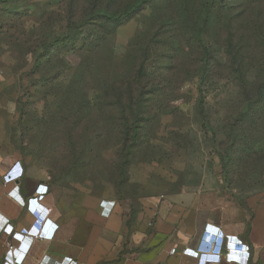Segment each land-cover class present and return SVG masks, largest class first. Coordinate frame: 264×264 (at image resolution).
Instances as JSON below:
<instances>
[{"label": "rangeland", "instance_id": "rangeland-1", "mask_svg": "<svg viewBox=\"0 0 264 264\" xmlns=\"http://www.w3.org/2000/svg\"><path fill=\"white\" fill-rule=\"evenodd\" d=\"M147 55L125 148L109 89ZM262 83L264 0H0V155L59 188L136 205L177 173L226 198L264 191Z\"/></svg>", "mask_w": 264, "mask_h": 264}, {"label": "crops", "instance_id": "crops-1", "mask_svg": "<svg viewBox=\"0 0 264 264\" xmlns=\"http://www.w3.org/2000/svg\"><path fill=\"white\" fill-rule=\"evenodd\" d=\"M4 147L0 140V153L6 154ZM174 176L132 205L59 188L23 160L0 155V264H240L226 259L228 235L249 246L250 264H264V191L226 198L221 189L186 186L179 179L183 174ZM45 185L47 193L38 192ZM34 214L41 217L38 223ZM52 222L57 230L49 237ZM6 223L12 235L2 231ZM25 228L47 238L25 236L30 247L20 262L23 235L14 230ZM9 242L19 249L9 252Z\"/></svg>", "mask_w": 264, "mask_h": 264}, {"label": "trees", "instance_id": "trees-1", "mask_svg": "<svg viewBox=\"0 0 264 264\" xmlns=\"http://www.w3.org/2000/svg\"><path fill=\"white\" fill-rule=\"evenodd\" d=\"M138 9L139 7L137 6L127 9L122 13L104 12L103 17L104 20H112L113 22H118L125 18H132V16L138 12ZM68 40L69 39L61 38L55 41L54 45L56 50L59 49V45L61 43L67 44ZM74 41L79 42L78 40H74ZM92 42L93 41H91L89 44H92ZM72 44L74 46L76 45L75 43ZM209 60H210L209 56L205 58V64H204L205 68H208ZM148 61H149V57L147 55L144 64H142L141 72L138 73L133 72L131 73L130 78H124V82L122 86L118 89V91L114 89L113 90L109 89V91L112 93L111 96L113 99L112 105L119 106L121 108V115H122L121 118L124 122L122 126H123V133L125 135V148L130 146H136L138 144L136 140L139 139V135H140L139 130L143 128V127H139L138 122L139 121L142 122V119H144L143 115L139 114L141 111L140 108L142 106L140 97L142 96V93L145 92V89L148 86L143 82V79L147 76L146 63ZM137 94H140L141 96ZM263 94H264V83H262L259 87L258 96L262 98ZM133 124H135L134 127ZM130 141H132L131 144H129Z\"/></svg>", "mask_w": 264, "mask_h": 264}, {"label": "built area", "instance_id": "built-area-1", "mask_svg": "<svg viewBox=\"0 0 264 264\" xmlns=\"http://www.w3.org/2000/svg\"><path fill=\"white\" fill-rule=\"evenodd\" d=\"M47 191H48V186L47 185H45L44 187H41L40 188V186H39V188H38V192H40L41 194H44V193H47ZM47 210L48 211H51V208H49V207H47ZM112 212V209H109V212L108 213H111ZM8 225V223H6V225L3 227V230L2 231H5L6 233H8L9 235H12V231H6L5 230V227ZM47 230L49 231V232H51V234L49 235V237L50 236H54V234H55V232H56V230H57V225L54 223V222H52V223H49V225H48V227H47ZM50 230H52V231H50ZM14 232L15 233H17V234H22L23 235V237L21 238V239H18L20 242H21V244H20V248H22V249H24L25 250V253L23 252V255H20L19 253V255L20 256H18V261H22L23 260V258H24V255L26 254V252L29 250V247H30V244L28 243V242H26L25 243V241L23 240V238L25 237V236H28V237H30L31 238V240L33 241V239L34 238H47V235H45L44 236V234L42 233V232H38V233H36V234H33V235H29L30 233H28L27 231H26V228L25 229H23V231L22 232H18V231H15L14 230ZM48 232V233H49ZM229 239H231V241H230V250H228L227 249V252H226V259L228 260V261H230V262H236V263H240V264H250V257H251V253H250V248H249V246L248 245H244V246H241L240 244H241V241H239V243L238 242H235V241H233V237L231 236V235H229ZM244 244V243H243ZM8 248H9V252H13V251H15L16 249H19V248H17L16 246H15V244L14 243H11V242H9V244H8ZM242 251H244V256H240L239 254L242 252ZM205 256H208V254L207 253H203ZM203 255V256H204ZM4 264H10V263H8V262H5Z\"/></svg>", "mask_w": 264, "mask_h": 264}, {"label": "clouds", "instance_id": "clouds-1", "mask_svg": "<svg viewBox=\"0 0 264 264\" xmlns=\"http://www.w3.org/2000/svg\"><path fill=\"white\" fill-rule=\"evenodd\" d=\"M34 216H35V220H36V222L38 223V221H40L41 217H39L37 214H36V215L34 214ZM48 220H49V218L47 217V218L43 221L42 224H46ZM227 237L229 238V235H228ZM240 241H241V244H240V245H241V246H244L245 244H243V241H242V240H240ZM227 249L230 250V243L228 244Z\"/></svg>", "mask_w": 264, "mask_h": 264}]
</instances>
